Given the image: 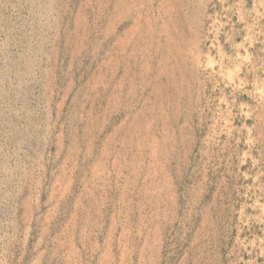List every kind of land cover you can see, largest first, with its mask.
<instances>
[{"label":"rangeland","instance_id":"1","mask_svg":"<svg viewBox=\"0 0 264 264\" xmlns=\"http://www.w3.org/2000/svg\"><path fill=\"white\" fill-rule=\"evenodd\" d=\"M0 264H264V0H0Z\"/></svg>","mask_w":264,"mask_h":264}]
</instances>
